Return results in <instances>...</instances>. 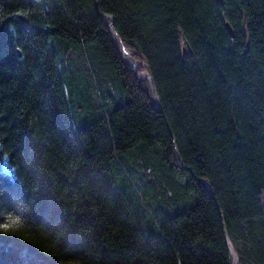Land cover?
Returning <instances> with one entry per match:
<instances>
[{"label": "trees", "instance_id": "1", "mask_svg": "<svg viewBox=\"0 0 264 264\" xmlns=\"http://www.w3.org/2000/svg\"><path fill=\"white\" fill-rule=\"evenodd\" d=\"M223 1L0 0V236L44 264H264V0Z\"/></svg>", "mask_w": 264, "mask_h": 264}, {"label": "snow or ice", "instance_id": "2", "mask_svg": "<svg viewBox=\"0 0 264 264\" xmlns=\"http://www.w3.org/2000/svg\"><path fill=\"white\" fill-rule=\"evenodd\" d=\"M97 7H100L99 3ZM8 171H10V168L0 165V218H2L4 213L14 210L15 197L13 187L6 179ZM13 176H15V173H13ZM60 226L71 228V225L67 224L66 219L60 222ZM0 227L7 229L8 225L3 224ZM6 246H14L24 261V264H44L42 258L27 244L20 240H6L3 236H0V250H3Z\"/></svg>", "mask_w": 264, "mask_h": 264}, {"label": "water", "instance_id": "3", "mask_svg": "<svg viewBox=\"0 0 264 264\" xmlns=\"http://www.w3.org/2000/svg\"><path fill=\"white\" fill-rule=\"evenodd\" d=\"M216 1L218 3H221V4L224 2L223 0H216ZM102 16L103 17H106V18H108L110 20L109 27L112 30L113 25H114V22H115L114 17L112 15H109V14H102ZM226 26H227V29H228L230 35L231 36H234V31H233L231 25L229 23H226ZM117 48H118V50L120 51V53L122 54L123 57L129 59L131 68L134 71L135 75L139 79H141V80H150L152 82V92H153V95H154V100L156 101L157 104H160L159 100L156 98V95H155L156 87H155V84H154V80H153L152 75L148 74V75L140 76L138 74V70H137V61L132 57V55L127 50H122L118 45H117ZM230 264H235L234 261H233V259H232V257H230Z\"/></svg>", "mask_w": 264, "mask_h": 264}, {"label": "bare ground", "instance_id": "4", "mask_svg": "<svg viewBox=\"0 0 264 264\" xmlns=\"http://www.w3.org/2000/svg\"><path fill=\"white\" fill-rule=\"evenodd\" d=\"M119 47H120L122 50H126L125 48H123V46H122L121 44L119 45ZM138 74H139L140 76H143V75H144L142 72H138Z\"/></svg>", "mask_w": 264, "mask_h": 264}, {"label": "rangeland", "instance_id": "5", "mask_svg": "<svg viewBox=\"0 0 264 264\" xmlns=\"http://www.w3.org/2000/svg\"><path fill=\"white\" fill-rule=\"evenodd\" d=\"M143 74H144V75H147V74H146V72H145V73H143Z\"/></svg>", "mask_w": 264, "mask_h": 264}]
</instances>
